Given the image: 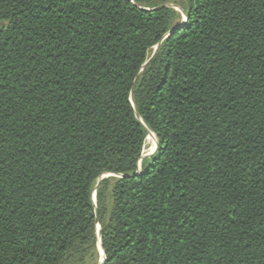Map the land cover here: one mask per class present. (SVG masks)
<instances>
[{"label": "trees", "instance_id": "trees-1", "mask_svg": "<svg viewBox=\"0 0 264 264\" xmlns=\"http://www.w3.org/2000/svg\"><path fill=\"white\" fill-rule=\"evenodd\" d=\"M98 240L264 264V0H0V264H99Z\"/></svg>", "mask_w": 264, "mask_h": 264}, {"label": "water", "instance_id": "water-1", "mask_svg": "<svg viewBox=\"0 0 264 264\" xmlns=\"http://www.w3.org/2000/svg\"><path fill=\"white\" fill-rule=\"evenodd\" d=\"M185 22H186V17H185V15H184V20L179 24L178 27H181ZM178 27H176V28H178ZM174 30H175V29H172V30L169 32V34H168L167 36H169ZM155 49H156V47H155ZM138 119H139V118H138ZM139 121H140V120H139ZM145 129H146V133H147V136H148V131H149V130H147V128H145ZM147 136H146V138H147ZM146 138H145V140H146ZM156 147H157V143L155 142L154 152H155V150H156ZM143 157H145V156H143V155L141 154L140 160H139V162H138V169H137V172L135 173V175H139V174H140V171H139V165H140V162H141V160L143 159ZM111 176H112L111 174L104 175V176H102V177L100 178V180L103 179V178L111 177ZM93 199L95 200V193H94V197H93ZM98 230H99V226L96 227V231H97V233H98ZM97 247H98V250H99L100 255H102V258L99 260V264H103V263H104V259H103V251L101 250V247H100V241H99V240H98V243H97Z\"/></svg>", "mask_w": 264, "mask_h": 264}, {"label": "rangeland", "instance_id": "rangeland-1", "mask_svg": "<svg viewBox=\"0 0 264 264\" xmlns=\"http://www.w3.org/2000/svg\"><path fill=\"white\" fill-rule=\"evenodd\" d=\"M171 7H173V6H171ZM174 8L176 9V11L180 14V20H179V22L181 23L183 20H184V13L182 12V10L180 9V8H178V7H175L174 6ZM154 50H155V48H154ZM156 141V140H155ZM149 148H150V145L149 144H147L146 142H145V144H144V148H143V151H142V155L143 156H145V157H143V159H148L151 155H153V153H154V148L148 153V151H149ZM147 152V153H146ZM145 153V154H144ZM139 171L141 172V162H140V165H139ZM93 197H94V193H93V196H92V199H93ZM93 202L95 203V200L93 199ZM97 225H96V227L98 226V223H96ZM101 256V255H100ZM102 257V256H101Z\"/></svg>", "mask_w": 264, "mask_h": 264}, {"label": "bare ground", "instance_id": "bare-ground-1", "mask_svg": "<svg viewBox=\"0 0 264 264\" xmlns=\"http://www.w3.org/2000/svg\"><path fill=\"white\" fill-rule=\"evenodd\" d=\"M156 139H155V135L153 134V133H151L150 131H148V136H147V138H146V140H145V142L147 143V144H149L150 145V148H149V151H148V153L155 147V141ZM147 153V152H146ZM145 154V153H144ZM102 256V255H101ZM102 258V257H101Z\"/></svg>", "mask_w": 264, "mask_h": 264}]
</instances>
